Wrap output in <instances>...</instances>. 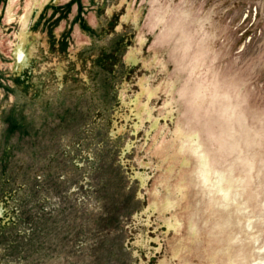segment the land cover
Here are the masks:
<instances>
[{"label":"rangeland","instance_id":"rangeland-1","mask_svg":"<svg viewBox=\"0 0 264 264\" xmlns=\"http://www.w3.org/2000/svg\"><path fill=\"white\" fill-rule=\"evenodd\" d=\"M14 8L0 264H264V0Z\"/></svg>","mask_w":264,"mask_h":264},{"label":"crops","instance_id":"crops-1","mask_svg":"<svg viewBox=\"0 0 264 264\" xmlns=\"http://www.w3.org/2000/svg\"><path fill=\"white\" fill-rule=\"evenodd\" d=\"M59 0H0V5L7 7L6 17L12 20L16 6H34L41 7L50 4H58Z\"/></svg>","mask_w":264,"mask_h":264},{"label":"flooded vegetation","instance_id":"flooded-vegetation-1","mask_svg":"<svg viewBox=\"0 0 264 264\" xmlns=\"http://www.w3.org/2000/svg\"><path fill=\"white\" fill-rule=\"evenodd\" d=\"M15 55L18 61H23L25 59H27V55L26 52L24 50V46L20 43L17 45L16 49H15Z\"/></svg>","mask_w":264,"mask_h":264},{"label":"bare ground","instance_id":"bare-ground-1","mask_svg":"<svg viewBox=\"0 0 264 264\" xmlns=\"http://www.w3.org/2000/svg\"><path fill=\"white\" fill-rule=\"evenodd\" d=\"M191 43H189L188 45H190ZM189 49V48H188ZM196 52H198V51H196ZM186 53V52H185ZM197 56V55H196ZM196 58V57H195ZM193 60L195 61V60H197V59H194L193 58ZM202 61V60H201ZM196 63V62H195ZM197 64V63H196ZM198 65V64H197ZM195 66V65H194ZM193 66V67H194ZM195 68V67H194ZM190 75V74H189ZM186 84V83H185ZM202 86V85H201ZM185 87V86H184ZM187 87V86H186ZM202 88V87H201ZM185 90L187 89V88H184ZM200 89V88H199ZM201 90V89H200ZM202 92V91H201ZM187 93V92H186ZM188 94V93H187ZM217 95V94H216ZM215 95V96H216ZM194 96V95H193ZM196 96H197V94H196ZM227 96H228V94H227ZM184 97H185V95H184ZM190 97V96H189ZM186 98V97H185ZM192 97H190L189 98V101H192V100H190ZM188 102V101H187ZM190 103V102H189ZM235 104V103H234ZM190 105V104H189ZM191 106H194V105H191ZM199 106V105H198ZM201 107V106H200ZM193 108H196V107H193ZM191 109V108H190ZM198 109H199V107H198ZM194 110V109H193ZM200 110H201V108H200ZM228 111V110H227ZM193 113V112H192ZM231 113V112H230ZM225 115V114H224ZM196 119V118H195ZM189 120V119H188ZM188 120H186V122L188 121ZM190 121H192V119L190 120ZM188 123V122H187ZM188 127V126H187ZM190 128V127H189ZM199 139V138H198ZM198 141V140H197ZM201 147V146H200ZM199 151V150H198ZM202 151V150H201ZM200 151V152H201ZM203 152V151H202ZM204 157V156H203ZM210 162V161H209ZM206 163V162H205ZM211 165V164H210ZM209 166V165H208ZM210 168V167H209ZM211 169V168H210ZM212 170V169H211ZM209 172V171H208ZM207 175V174H206ZM208 180V179H207Z\"/></svg>","mask_w":264,"mask_h":264}]
</instances>
